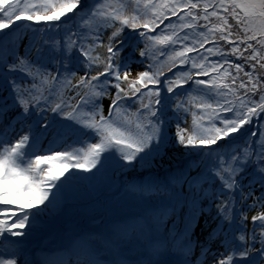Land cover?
<instances>
[{
	"label": "snow or ice",
	"instance_id": "1",
	"mask_svg": "<svg viewBox=\"0 0 264 264\" xmlns=\"http://www.w3.org/2000/svg\"><path fill=\"white\" fill-rule=\"evenodd\" d=\"M169 142L183 167L116 187L139 212L25 246L77 190ZM0 206V264H264V210L247 227L264 209V0H0Z\"/></svg>",
	"mask_w": 264,
	"mask_h": 264
},
{
	"label": "rangeland",
	"instance_id": "2",
	"mask_svg": "<svg viewBox=\"0 0 264 264\" xmlns=\"http://www.w3.org/2000/svg\"><path fill=\"white\" fill-rule=\"evenodd\" d=\"M175 19V18H172ZM168 21H165L167 23ZM17 25L26 24L29 22L25 21H18L16 22ZM129 33L128 29H125V34L127 35ZM106 40V36L104 37ZM140 47H143L141 44ZM21 53H23L24 48L23 45H21L20 48ZM103 52V50H100ZM128 51H131L129 48ZM134 57H138V53H133ZM144 70V66L141 64H133L132 65V71L133 75L137 71ZM166 70L165 74L166 76H171L177 69H173L172 72H167V69L164 68V71ZM94 74V73H93ZM188 87V86H186ZM109 103V100L105 99L103 101L105 114L107 115V105ZM51 115V114H49ZM171 117V113H170ZM190 121H191V115H188L187 117V123L185 124L183 121H181L182 127H190ZM5 124L8 123V119L6 118L4 121ZM20 125H16V130L13 132L12 130L8 131L7 136L5 137L10 142H14L15 139H18L19 135H22L23 133L19 131ZM174 132H175V121L173 120V123L171 125V128L169 130V136L174 138ZM92 142H95L94 140ZM45 147L47 146V141L44 142ZM185 151L182 147L176 146L173 143L169 142L167 146L163 149L162 154L158 156L157 159H163L167 156L173 155V153H180ZM140 164L136 165L135 169L129 170L126 173H116L113 177L114 179V185L113 187H107L105 184H94L92 186H88L86 189H80L77 190L73 194L72 203L71 205L64 204L61 210L58 212V214L51 218L50 220H42L43 217L40 218V223L37 225L36 229H26L30 232V237L26 239L25 246L32 250L33 253L36 252V250L43 247V241L49 236L50 233L54 231H59L63 229L66 225L69 223H75L79 227L87 228L90 225L89 218L92 216L99 217L102 215L105 220L107 221H122L126 220L130 217H132L135 213L140 211V205L126 197H123L120 193L116 192V187L120 186L125 180H134L139 181L145 177L154 176L158 177L157 175L150 174V173H141L136 174L135 172L139 169ZM183 167V166H182ZM176 171L175 169H172L171 172ZM112 175L111 173L109 174ZM160 178V177H158ZM245 184H247V180L244 181ZM247 191V189H245ZM207 201H205V204ZM248 203H252L251 200L248 201ZM4 207V206H0ZM108 211H106L105 210ZM104 209V210H103ZM264 209H253L251 211H247L248 216V222L247 227L249 230H251V216L255 215L257 211H261ZM104 211H106V215L104 214ZM213 215H215V208H213ZM210 220V217L208 218ZM215 227V223L210 222L208 228H204V218H201L199 225L195 229V234L193 239L201 240V242H204L205 237L207 236L208 232L211 231L212 228ZM12 240H21L23 238L21 237H11ZM212 250L213 251H220L223 252L224 250L219 248V241H216L212 244ZM200 248L197 246L196 248V254L199 255ZM35 259V256H33ZM215 259V257L209 255L207 258V264H212V261Z\"/></svg>",
	"mask_w": 264,
	"mask_h": 264
},
{
	"label": "bare ground",
	"instance_id": "3",
	"mask_svg": "<svg viewBox=\"0 0 264 264\" xmlns=\"http://www.w3.org/2000/svg\"><path fill=\"white\" fill-rule=\"evenodd\" d=\"M166 72V70H165ZM189 159V156L185 151L180 152V153H173V155L167 156L163 159H157L152 162L151 166L149 165H144V166H139V169L135 172L136 174H141L143 172L145 173H150L157 175L160 178H163L167 176L169 173H171L172 169H179L182 166H184ZM23 199H27V197H24ZM23 202V200H22ZM64 204H62L59 208H53L52 211L48 214H45L42 220H50L51 218H54L58 212L61 210ZM33 211H35L33 209ZM201 242V240H198Z\"/></svg>",
	"mask_w": 264,
	"mask_h": 264
},
{
	"label": "trees",
	"instance_id": "4",
	"mask_svg": "<svg viewBox=\"0 0 264 264\" xmlns=\"http://www.w3.org/2000/svg\"><path fill=\"white\" fill-rule=\"evenodd\" d=\"M190 124H191V121H190ZM107 212H108V211H107ZM107 212H105V215H106Z\"/></svg>",
	"mask_w": 264,
	"mask_h": 264
}]
</instances>
